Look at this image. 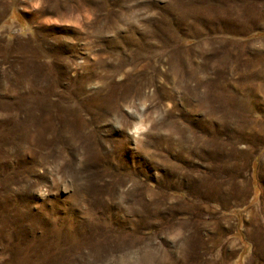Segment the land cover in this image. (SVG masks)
Segmentation results:
<instances>
[{
    "label": "rangeland",
    "instance_id": "obj_1",
    "mask_svg": "<svg viewBox=\"0 0 264 264\" xmlns=\"http://www.w3.org/2000/svg\"><path fill=\"white\" fill-rule=\"evenodd\" d=\"M0 264H264V0H0Z\"/></svg>",
    "mask_w": 264,
    "mask_h": 264
},
{
    "label": "bare ground",
    "instance_id": "obj_2",
    "mask_svg": "<svg viewBox=\"0 0 264 264\" xmlns=\"http://www.w3.org/2000/svg\"><path fill=\"white\" fill-rule=\"evenodd\" d=\"M242 186V185H241ZM239 189V188H238ZM242 189V188H241ZM255 220V218H254V215H251L250 217H249V221H254ZM258 222V221H257Z\"/></svg>",
    "mask_w": 264,
    "mask_h": 264
}]
</instances>
